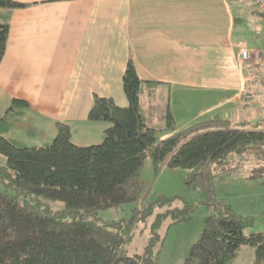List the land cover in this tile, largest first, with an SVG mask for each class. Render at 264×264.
<instances>
[{
	"label": "trees",
	"instance_id": "obj_1",
	"mask_svg": "<svg viewBox=\"0 0 264 264\" xmlns=\"http://www.w3.org/2000/svg\"><path fill=\"white\" fill-rule=\"evenodd\" d=\"M25 5L0 0V12ZM0 18L1 61L9 24L2 13ZM126 64L122 87L127 104L95 95L88 110L90 122L107 123L100 143L75 145L69 125L61 122L44 146H22L0 134L5 158L0 165V264H158L159 228L164 221H187L192 207L177 195L145 202L147 190L139 172L146 158L156 172L161 166L186 169L187 185L197 187L211 209L182 264H233L245 246L253 250L252 264H264V231L252 230L255 218L213 197L215 178L233 168L241 170L244 162L252 164L247 178L264 177V129L250 130L243 122L232 127L216 116L175 130L168 108L164 124L150 126L139 96L143 83H152L140 78L131 59ZM10 103L0 123L11 111L28 106L20 99ZM54 202H61V209H52ZM129 202L141 203L129 219L98 218V211ZM155 208L142 253L128 256L123 245L134 222H145Z\"/></svg>",
	"mask_w": 264,
	"mask_h": 264
},
{
	"label": "crops",
	"instance_id": "obj_2",
	"mask_svg": "<svg viewBox=\"0 0 264 264\" xmlns=\"http://www.w3.org/2000/svg\"><path fill=\"white\" fill-rule=\"evenodd\" d=\"M18 1L26 5L0 12L9 24L0 61V117L13 98L28 103L0 123V134L11 141L44 146L61 122L69 125L75 145L100 143L107 123L90 122L88 110L95 95L127 104L122 74L129 59L140 78L152 83H143L139 96L150 126L164 124L167 108L175 130L216 116L233 127L264 122V109L245 81L249 72L264 79V59L255 64L264 56V39L259 47L239 43L228 49L227 0ZM229 2L253 6L251 0ZM240 20L230 16L229 31ZM261 40L256 35L255 43ZM241 49L249 53L246 62ZM181 90V102L199 105L182 119L175 108ZM253 91L264 94V85ZM249 212L239 214L254 217ZM238 253L233 264H252L250 247Z\"/></svg>",
	"mask_w": 264,
	"mask_h": 264
},
{
	"label": "rangeland",
	"instance_id": "obj_3",
	"mask_svg": "<svg viewBox=\"0 0 264 264\" xmlns=\"http://www.w3.org/2000/svg\"><path fill=\"white\" fill-rule=\"evenodd\" d=\"M225 2L224 0L223 3ZM246 6L242 3H240V5H238V3L231 4L229 0L225 3L223 18L227 29L226 37L228 49L236 50L237 44L239 43H244L249 47H259V45L261 46L263 43L264 15L254 6H249L248 8H246ZM230 16L239 17L241 20L239 23H233L229 31L228 25ZM1 21L0 18V22ZM256 35L262 38L259 43H255ZM183 93H185V91L181 90V98H177V102L175 101V108L181 119L184 118L188 112L199 109L198 104L194 106V104L189 105L188 103L181 102V95ZM230 125L233 127L231 123ZM246 128L250 130L252 128L262 130L264 129V122L258 126ZM145 160L139 172V178L142 179L144 188L147 190L145 202L150 203L163 195H177L192 207L190 217L187 221L172 225L164 221L158 230L161 236L158 264H182L183 260L187 257L186 255L189 247L198 240L211 209L204 203V197L201 191L197 187L194 188L187 185L186 169H171L167 166H161L160 170L156 172L151 162L148 163L145 162ZM4 162L3 156L0 155V165ZM250 165H252L250 162H244L241 171L233 168L230 169L229 172L216 177L213 184V197H215L216 201L221 200L229 205H231V203L232 205H236L237 203L239 208L236 206L231 208H234L238 213L242 212L246 214L248 210L250 214L253 212L252 215L255 214L253 215L255 218V230L264 231V177L262 179L245 180V172ZM62 206L63 204L61 202L51 203V207L54 210L61 209ZM140 206L141 203L139 202H129L117 205V207H109L106 208V210H100L97 214L102 222L125 221L132 215V209L140 208ZM156 212H158L157 208L154 209V213H152L145 222L138 220L134 222V226L130 232L131 238L123 245L125 254L131 256L132 254L142 253L145 247L144 245L151 236V234H149V229Z\"/></svg>",
	"mask_w": 264,
	"mask_h": 264
},
{
	"label": "built area",
	"instance_id": "obj_4",
	"mask_svg": "<svg viewBox=\"0 0 264 264\" xmlns=\"http://www.w3.org/2000/svg\"><path fill=\"white\" fill-rule=\"evenodd\" d=\"M251 2H252V5L256 9H258L260 12L264 13V0H251ZM240 57H241L242 61H245V62L248 61V59H249L248 51L246 49H241ZM263 59H264V56L263 57L259 56L257 58V60L255 61V64H258ZM245 81L250 84V88L252 90L249 89V91L251 93H253L254 97L256 96L259 99L260 107H262V109H264V94H262V93L260 94V93L253 91V90L260 89L261 86L264 85V79L261 77L259 78L257 76V74L254 72H249V74L245 77Z\"/></svg>",
	"mask_w": 264,
	"mask_h": 264
}]
</instances>
